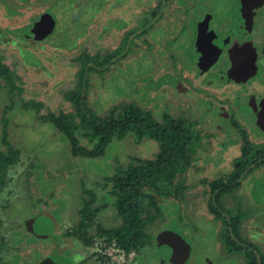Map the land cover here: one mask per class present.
<instances>
[{"label": "rangeland", "instance_id": "obj_1", "mask_svg": "<svg viewBox=\"0 0 264 264\" xmlns=\"http://www.w3.org/2000/svg\"><path fill=\"white\" fill-rule=\"evenodd\" d=\"M156 1L28 0L26 5L17 3L18 8L15 6L14 12L13 10L9 12L7 6L15 5V0H2L0 54L4 56V62L21 76V82L17 86L22 88L25 100L40 102L43 111L46 107L54 113L68 112L72 108L70 103L63 99L62 93L73 89L76 84V74L80 67L78 58L81 55L105 54L109 50L112 52L119 46L122 38L132 32L128 35L136 36L132 51L128 52L124 59H115L103 77L95 73L91 75L90 83L93 86L89 89V102L96 104L95 107L109 108L121 98L145 95L143 98L145 102L140 103L143 107L149 108L157 119H160L163 109L168 106L173 115L182 113L196 122L195 127L200 130L206 149L204 152L200 151L195 161L198 172L195 170L196 172L184 178L189 185H194L188 189V207L182 212L188 214L189 220H179L177 223L174 212L177 209L175 213L178 214L179 209L172 207L169 221L162 229L179 233L189 244L190 256L184 264H205L206 258L215 264H242L239 258L225 257L222 253L220 242L216 238L218 224H215L208 213L204 200L198 203V195L202 186L201 178L209 180L228 174L234 167V158L240 155V139L237 132L231 128V136L225 139V133L220 131L222 128L220 126L227 129L230 121L222 122L218 115L220 112L218 113L217 98L222 100L219 107L224 108L228 105L224 101L229 102L232 99L231 94L237 85L239 88L235 93L246 95L248 91V94H252L240 103L235 98L230 110L227 111L231 114V111L236 113L237 122H241L240 124L245 127L252 141L264 143V58L256 54V67L250 68V73L242 78V83L235 81L234 87H222L229 85L226 82L207 83L208 77L198 75V69L192 67V62L188 59L195 20L203 10L209 9L216 16L214 19L218 22L216 25L223 24L221 27L231 30L229 29L232 25L231 19L236 15L233 8L235 0H161L162 12L151 15L152 19L146 20V24L142 25L143 19L150 13ZM255 1L256 7L259 4L258 8L261 11L257 9L254 12L255 19L250 21L248 27L251 32L248 39L249 43H258L261 46L264 33V0ZM194 7H198V11H194ZM46 8L52 9L50 18L54 15L51 19L53 32L49 36L39 42L25 37L23 30L19 36L14 34L15 29L35 20ZM117 20L123 21L121 26ZM114 21L119 27L115 23L112 24ZM184 22L186 24L192 22V25H187L190 28L187 27L183 36L179 37L177 32L180 26H184ZM184 42L187 45L181 46L180 44ZM180 46L183 62L180 57L173 62L171 53L177 52ZM178 75L186 79L183 83L188 87L187 91H182L180 87L176 89L177 84L175 85L172 78L173 76L177 78ZM255 93H260L259 97L262 100L251 99ZM246 102H253L254 105H250V109L247 110L242 104ZM4 105L5 101H0V111ZM10 116L12 118L10 140L21 153L19 161L8 170L7 176L12 179L11 182L0 193V235L8 238L7 230H11L10 236H13L10 240L11 253H15L14 250L19 244L21 253L18 259L1 252L0 264H39L42 255L53 258L52 261L58 264L56 261L59 260L54 257L55 252L64 248L72 251L76 245L74 236H65L64 244L60 246L62 241L59 239L58 231L59 228L61 231L66 227L70 228L79 219L76 209L82 193L80 180H83L85 187H95V182H103L105 176L114 173L113 158L116 154L120 156L121 166H125L129 155L151 157L156 151L155 142L144 139L140 144H136L132 137L128 136L123 142L111 143L102 157H71L70 145L61 139V135L52 133L46 125L41 124L37 128L29 126L33 123V110L15 108ZM211 133L215 136H211ZM221 142L223 144H220ZM28 156L35 157L43 164L42 172L36 170V173L44 174L38 182L40 187L29 184L22 176L29 163ZM63 165L65 168H62V171L60 168ZM35 189L42 192L39 197L37 191L33 192ZM26 192L33 195L25 197ZM49 192L53 194L50 195ZM236 193L237 197L235 194L226 197V202L231 207L239 206L250 216L244 233L264 254V167L243 179ZM39 198L54 203L52 209L50 207L45 209L49 216L39 214L40 207L35 205L36 199ZM167 206L166 210L170 208ZM255 208L259 209L254 211ZM43 209L41 206V210ZM107 212L109 211L106 209L102 214L99 213L98 220L101 221L103 214ZM32 217L35 218L32 222L33 231L29 228L24 229V226L22 228L14 226V219L20 220L19 223L23 224L22 221ZM89 231L94 233L95 229L91 228ZM94 239V245L86 248L80 264L129 262V259L114 253L113 241L106 244L103 239ZM98 247L109 259H99L95 253L91 255L92 252H99L96 249ZM169 255V249L164 246L157 247L153 242L152 247L147 246L130 264H170ZM84 256L89 258L85 261ZM76 257H78L76 251L68 255L65 253L61 264H75Z\"/></svg>", "mask_w": 264, "mask_h": 264}, {"label": "trees", "instance_id": "obj_2", "mask_svg": "<svg viewBox=\"0 0 264 264\" xmlns=\"http://www.w3.org/2000/svg\"><path fill=\"white\" fill-rule=\"evenodd\" d=\"M0 1L2 2V0ZM27 1L15 0V5L7 6V9L9 12L12 10L14 12L17 3L26 5ZM79 1L76 0V2ZM156 2L151 7L150 13L143 19L142 25L146 24V20L152 19L151 15L154 16L157 12L158 15L162 12L163 2L161 0ZM197 9L198 7L193 8L194 11H198ZM50 12L52 13V9L46 8L35 20L15 29L14 34L19 36L24 26L37 21L42 15L46 16L47 23L48 20L51 22L54 15L52 14L53 16L50 18ZM189 16L188 18H190ZM50 22L49 24L53 28L52 22ZM122 23L123 21H120L119 25L121 26ZM189 24L192 25V22ZM189 24L184 22V26H180L177 32L179 37L183 36L187 27L190 28L187 26ZM119 25L116 24L117 27ZM131 33H127L120 41L119 46L112 52L109 50L105 54L81 55L78 58L80 67L76 74V84L73 89L62 93L63 99L68 101L72 108L68 112L54 113L46 107L43 108V111V105L40 102L25 100L22 88L17 86L21 82V76L4 62V56L0 54V101H5V105L0 111V193L12 180L7 176L9 168L20 159V149L15 147L10 140L12 135L10 113L15 108L33 110V123L29 126L37 128L38 125H46L49 130H52V133L61 135V139L70 145L71 157H102L111 143L123 142L128 136H131L136 144H140L144 139L155 142L156 151L151 157L141 158L133 156L134 154L129 155L125 166H121L120 156L116 154L113 158L115 161L114 173L105 176L103 182H95V187H85L83 180H80L82 193L76 209L79 219L70 228H62L61 231L58 227L61 231H58L59 239L62 241L60 246L64 244L65 236H74L76 245L72 251L64 248L62 251L55 252L54 257L59 260V262L56 261L58 264H61L63 254L67 253L68 255L73 251L78 253V257H76V261H78L75 263L77 264L82 260L81 257L85 254L86 248L94 245V238L103 239L106 244L113 241L114 253L123 256L124 259H129V262L125 264H130L137 254L147 246L152 247L153 242L156 244L155 234L157 231L163 230L162 227L169 221L171 211H173L172 207L179 209L178 214L175 213L177 209L174 212L177 223L179 220H189L188 214H182V212L186 211L185 209L188 207V189L193 188L194 185H189L184 178L188 177L190 173L198 172L199 169H197L195 161H197L200 151L204 152L206 149L203 136H201L200 130L195 127L196 122L182 113L173 115L168 106L163 109L160 119H157L149 108L143 107L140 103L145 102L143 99L145 95L132 96L129 99L121 98L118 103L112 104L109 108H103V106H96V108V104L90 103L88 99L89 89L93 86L90 83L91 75L95 73L103 77L115 59H124L128 52L132 51L136 36H128ZM45 38L36 41L40 42ZM262 42L261 47L264 52V33ZM180 45L186 46L187 43L184 42ZM181 46L177 52L171 53L173 62L178 57L182 60ZM188 49V59L192 62V67L204 72L196 62L192 52V42ZM172 79L175 85L177 84L176 89L180 87L182 91L188 90V87L183 83V80H186L183 76L178 75L177 78L173 76ZM187 81L192 82L191 80ZM145 86L148 88L147 85ZM215 87L218 89L217 86ZM217 101V107L219 104L222 105V100L217 98ZM224 103L230 105L231 102L224 101ZM210 104L212 105V103ZM227 107L219 108V112H221L219 116L222 122L230 121V126L226 129L221 125L222 128L219 129L225 133V139L231 136V128L237 132L240 139V155L234 158V167L228 174L215 179L206 180L205 177L200 179L202 186L200 195H198V203L204 200L208 213L211 214L215 224H218L216 238L220 242L221 251L225 257L239 258L242 264H264V254L260 247L244 233L250 216L239 206L235 208L234 205L233 207L228 205L229 203L225 199L234 194L237 197L236 192L241 186L242 180L255 170L264 167V143L252 141L248 137L245 127L240 124L241 122H237L236 113L227 114L229 108ZM210 135L215 136L212 133ZM27 159L29 163L23 170L22 176L29 184L38 185L44 174L36 173V170L42 172L43 164L35 157L28 156ZM62 168L64 169L65 165L60 169L62 170ZM36 191V189L33 190V192ZM37 192L39 197L42 192L40 190ZM48 194L52 195L53 192ZM29 195L33 194L25 193V197H29ZM35 205L40 207L39 214L49 216V212L45 209L47 207L52 209L54 203L51 204L50 201H43L39 198L36 199ZM166 205L170 207L167 210ZM41 206H43V210H41ZM106 209L109 212L103 214V219L99 221L98 214H102ZM257 209L259 208H255L254 211ZM25 220L21 224L20 220L14 219V226L17 225L20 228L24 226L23 228L26 229ZM106 224H110V226H106ZM91 228L95 229L94 233H89ZM7 231H9L8 238L0 235V260H2L1 252H4L6 256L10 255L11 258L14 256L20 259V244L14 250L15 253H11L10 240L13 236H10L11 230ZM96 249L99 252H92L91 255L95 253L99 259H109L100 247ZM130 255L132 256L130 257ZM43 256L40 258L47 257V255ZM88 258L89 256H84L85 261Z\"/></svg>", "mask_w": 264, "mask_h": 264}, {"label": "water", "instance_id": "obj_3", "mask_svg": "<svg viewBox=\"0 0 264 264\" xmlns=\"http://www.w3.org/2000/svg\"><path fill=\"white\" fill-rule=\"evenodd\" d=\"M255 0H236L234 3L235 9L238 12L239 20L236 22V28L242 30L247 29L251 18L252 10L255 7ZM241 21L242 25H239ZM207 25V18L198 23L197 39L195 42L196 54L198 56V66L202 71L211 67L218 58L217 47L212 43L213 31H209V38L205 35ZM23 35L33 40H40L49 35L52 31L49 22H46V16L42 15L37 21L26 25L22 28ZM250 44L244 43L243 45L231 46L228 50L232 59V67L227 73H219L216 78L220 77H232L236 81H239L240 77L247 76L250 69V63L245 64L242 60L240 51L245 47L249 49ZM250 50L254 49L251 48ZM252 58V56H251ZM250 58V59H251ZM250 61V60H249ZM241 65L243 68H241ZM34 219L29 218L25 221L27 228L33 231L32 222ZM156 246H167L170 249V255L168 258L169 263L183 264L190 256V246L184 240V238L177 232L172 230L163 229L160 230L155 237ZM39 264H56L51 258L46 257L42 259ZM205 264H215L211 259L206 258Z\"/></svg>", "mask_w": 264, "mask_h": 264}, {"label": "flooded vegetation", "instance_id": "obj_4", "mask_svg": "<svg viewBox=\"0 0 264 264\" xmlns=\"http://www.w3.org/2000/svg\"><path fill=\"white\" fill-rule=\"evenodd\" d=\"M255 3H257V1H255ZM258 5L259 4H257V7H256V4H255V7L252 10L251 20L255 19L254 12H256L257 9L261 10L260 8H258ZM233 8H234V11L236 12V15L233 16V18L231 19L232 25L229 26L230 27L229 29H231V30H227V28L225 29V27H221L223 24H220L219 26L216 25V24H218L217 21H214V19H216V16L214 15L213 12H210L209 9H205L200 13L199 18H196V20H195L196 22H195L194 28H193L194 33H193V41H192V52L195 55L196 62H198V56L196 54V46H195V42L197 39V32H198L197 31L198 23L203 21L205 18H207V25H206L207 27L205 30V35L207 36V38H209V31H213L214 35L212 37V43L217 47L218 58L215 61V63L211 67H209L207 70H205L204 72H201L198 70V75H202V76L206 75L208 77L207 83L210 82V83L214 84V83H221V82L225 83L226 82L227 84H229V85H222V87H224V86L234 87V83H235V79H233L232 77H223V78L220 77L221 79H215L214 78L219 73H221V74L227 73L231 69L232 59H231V56L229 55L228 50L231 48V46L233 47L236 45H243L245 42L246 43L250 42L248 39V37L250 36L249 34H251L250 30H248L249 25H248L247 29L242 28V30H240V29L236 28V22L239 20V17H238V12L235 9L234 4H233ZM223 20H225V19H223ZM221 23H223V22H221ZM239 25H242L241 21H239ZM262 41H263V36H262ZM262 41H261V46L263 45ZM249 44H250L249 49L247 50L244 47L243 50L240 51V54H241L243 62L245 64L250 63V68H251L254 66L256 67V64H257L256 54H260V57L264 58V52L262 50V47L258 43L257 44L249 43ZM251 48L254 49V53H253V50H250ZM251 56H252V58H251ZM255 59H256V61H254ZM241 68H243L242 65H241ZM248 73H250V69H249ZM244 77H246V76L240 77L238 83H242L241 80ZM243 87L245 89V86H243ZM234 88H235L234 93L231 94L232 100H230V102H231L230 105H232L234 103L235 98H237V100L240 103L242 100H244L245 98L252 95V94H248L249 93L248 91H246L247 92L246 95H243L241 93H235V91L238 90L239 85H237V87H234ZM232 89H230V91H232ZM244 89H242V90H244ZM247 89L248 88H246V90ZM255 91H256V89H255ZM257 92H260V91H257ZM259 95H260V93H257V94L255 93L256 97L253 96L254 98L251 97V99H254L255 101L262 100L261 97H259ZM242 104L244 105V107L247 110L250 109V105H254L253 102L252 103L246 102V103H242ZM230 105H225V106L226 107L228 106L229 108L228 107L227 108L230 110ZM210 106H211V104H210ZM219 108L220 107L218 106V113H219ZM209 109L210 108H208V110ZM231 112H233V111H231ZM227 114H231L230 111ZM218 115H220V114H218ZM166 248L169 249L167 246H166ZM169 251H170V249H169ZM42 259H44V258H42ZM77 264H80V263L78 262Z\"/></svg>", "mask_w": 264, "mask_h": 264}]
</instances>
